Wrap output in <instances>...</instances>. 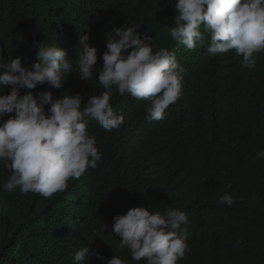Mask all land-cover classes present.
<instances>
[{
    "label": "trees",
    "instance_id": "1",
    "mask_svg": "<svg viewBox=\"0 0 264 264\" xmlns=\"http://www.w3.org/2000/svg\"><path fill=\"white\" fill-rule=\"evenodd\" d=\"M174 16L168 0H0L5 60L20 57L31 68L41 45H57L78 71L79 34L97 49L89 82L71 73L60 90L38 85L34 95L78 93L83 108L89 96L102 93L96 77L104 34L121 25L147 32L153 52L168 48L186 70L180 98L159 121L145 120L147 100L115 92L110 103L124 115L123 125L106 131L90 121L101 159L69 179L64 192L47 199L18 188L5 192L10 173L0 170V200L7 204L0 212V264H73L83 246L103 257L92 256L89 264L114 255L125 264H146L133 261L112 233L113 217L133 207L186 214L190 251L177 264H264V159L252 161L264 150V52L249 70L234 50L215 56L207 44L188 50L170 38ZM10 87L0 84V95ZM225 193L235 199L231 207L218 203Z\"/></svg>",
    "mask_w": 264,
    "mask_h": 264
},
{
    "label": "clouds",
    "instance_id": "2",
    "mask_svg": "<svg viewBox=\"0 0 264 264\" xmlns=\"http://www.w3.org/2000/svg\"><path fill=\"white\" fill-rule=\"evenodd\" d=\"M168 2L175 9L172 41L188 50L207 44L210 56L234 50L242 56V67L255 68L257 55L264 52V0ZM136 29L121 25L104 34L106 50L96 77L104 91L89 96L83 108L78 93L53 99L51 91L34 95L33 90L45 84L60 90L71 73L78 72L88 82L93 78L97 49L88 43L87 34H79L78 71L57 45H41L31 68L20 57L5 60L0 56V84L11 86L8 94L0 95V170L10 173L2 185L5 192L18 188L21 194L51 198L67 189L69 179L95 169L101 153L88 126L92 120L106 131L123 125L124 115L110 103L115 92L147 100L144 111L149 122L162 120L169 105L177 102L186 70L168 48L153 52V37ZM261 159L264 150L252 157L253 162ZM218 203L231 207L235 199L225 193ZM6 209V202L0 200V212ZM113 220L112 233L120 237L119 248L127 249L133 261L177 264L190 251L186 243L190 221L182 211L133 207ZM92 256L103 261L99 252L83 246L75 252L73 264H89ZM104 264L125 262L114 255Z\"/></svg>",
    "mask_w": 264,
    "mask_h": 264
}]
</instances>
